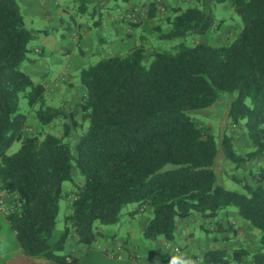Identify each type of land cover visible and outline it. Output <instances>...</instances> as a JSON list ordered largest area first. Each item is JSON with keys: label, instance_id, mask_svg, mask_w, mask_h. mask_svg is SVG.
Wrapping results in <instances>:
<instances>
[{"label": "trees", "instance_id": "obj_1", "mask_svg": "<svg viewBox=\"0 0 264 264\" xmlns=\"http://www.w3.org/2000/svg\"><path fill=\"white\" fill-rule=\"evenodd\" d=\"M91 1L80 0L79 10ZM214 1H229L242 21L230 42L181 41L148 54L136 44L81 68L84 95L70 105V116L79 115L88 126L73 147L65 139L81 122L66 124L60 136L27 130L21 94L30 106L41 103L36 117L42 124L66 114L46 105L43 85L22 68L31 61L34 30L25 25L18 0H0V190L5 193L6 217L28 254L61 259L71 234L90 245L99 234L95 224L117 223L130 203L151 208L144 238L170 241L178 219L192 214L217 219L234 207L257 232L258 248L210 249L202 260L244 264L250 257L251 264H264L262 181L254 185L232 174L244 192L232 191L223 186L215 168L220 152L236 167L264 155V0ZM150 10L153 15V3ZM167 22L169 29L158 38L175 41L189 34L213 35L222 21L217 22L211 10L194 6L175 7ZM225 94L231 96V127L242 126L251 144L245 153L237 149L233 132L224 131L217 142L212 127L190 114ZM15 141L20 147L7 153ZM73 169L83 181L73 191L64 229L51 241L59 202L70 195L63 182L73 181ZM257 174L264 178V168Z\"/></svg>", "mask_w": 264, "mask_h": 264}, {"label": "crops", "instance_id": "obj_2", "mask_svg": "<svg viewBox=\"0 0 264 264\" xmlns=\"http://www.w3.org/2000/svg\"><path fill=\"white\" fill-rule=\"evenodd\" d=\"M18 2L25 24L28 21L34 26L31 29L39 31L43 36L42 45L32 50L38 54V57L28 55L31 61L24 63L22 68L31 75L35 82L43 85L44 99H46L45 93L51 103L54 99L62 98L63 100L57 104L63 108L80 102L84 95V87L79 83L75 74L80 71L88 57L99 52V46L94 43L95 37L100 46L103 45L107 48L103 49V54L106 56L119 54L120 52L115 53V51L129 45L123 35L127 28V20L124 19L125 12L123 11L134 6L136 4L134 0L128 1L121 10V13L123 12L121 17L120 15L107 17L106 22L114 30L113 34L106 35L102 29H96L93 36L89 27L85 23H81L74 12L75 6L80 0H18ZM60 29L63 31L61 39L54 41L53 39ZM60 106L54 107L61 108ZM28 124L29 119L27 126ZM236 147L242 151L239 145ZM259 160L251 165L247 163L240 167L227 163L229 170L237 178L247 180L254 185L258 184L260 180L264 185V178L261 179L256 171L259 168H264L262 165L264 158ZM145 208L149 211V207ZM145 210L139 208L134 212L139 214ZM0 214L3 216L1 218L7 220L10 228L7 231L0 229V264H97L93 261H84L85 252L91 248H95L94 250L97 252L102 250L120 261L138 258L140 257L139 253H142L145 255L142 260L143 264H205L201 255L210 249H224L231 252L240 247H244L248 251H255L258 248L253 245L247 247L248 237L245 235L247 231L255 232V230L242 220L235 209L228 208L222 211L217 219L203 217L199 214L178 219L174 240L157 238L153 241V246L145 245L140 237H117L115 228L110 230L99 228L96 240L90 245L79 243L77 237L71 234L64 249L60 252L61 259H55L28 254L20 244L16 231L11 227L1 206ZM148 219L147 214L145 222L142 221L140 224L141 231ZM198 226L213 231L212 237L200 238V236H196L195 231ZM107 238H111V241ZM68 256L71 257V261L65 260ZM243 263L251 264V259L246 257Z\"/></svg>", "mask_w": 264, "mask_h": 264}, {"label": "rangeland", "instance_id": "obj_3", "mask_svg": "<svg viewBox=\"0 0 264 264\" xmlns=\"http://www.w3.org/2000/svg\"><path fill=\"white\" fill-rule=\"evenodd\" d=\"M134 1L136 2V4L134 6L125 9V11L123 12L132 9L133 7H138L140 10V16L136 22L126 21L127 28L124 30V33L123 32L122 33L124 35V38L128 40L129 45L128 47L115 51V53L127 52L132 44L142 45L143 47L146 48L147 54L148 52L151 51L152 48L155 47L169 48L174 43H178L181 41L189 45H193L196 42L208 43L212 45L226 44L237 36V34L239 33V31L242 29L243 26L240 17L238 16V14L234 12L233 7L229 1L228 2H217L214 0H134ZM93 2H97V0L88 2L83 12L79 10L80 2L75 6L74 12L77 14L78 19L80 20L81 23H85V25L89 27V31L91 32L92 36L95 34L96 29L98 30L102 29L106 35L113 34L114 30L108 25L106 19L109 15H113V16L120 15L121 17L123 14V12L121 13V10L127 5L128 1L102 0L99 1L98 4H95ZM152 3L154 6V11H153V15H149L151 11L150 5ZM194 6L203 8L206 11L211 10L215 16L216 21L217 22L222 21L216 33L210 36L209 35L198 36L194 34H189L186 37L176 39L175 41H166L158 38V33L160 31H167L169 29L167 16H171L173 14V9L175 7H181L184 9L187 7H194ZM25 25L29 29L34 27L28 21L26 22ZM57 29H59V27H57ZM61 34H63V31L60 29L59 33H57V36L53 40L54 41L60 40ZM42 39H43L42 34L39 31L35 30L34 38L29 43V49H30L28 53L29 56L38 57V54L36 52H33L32 50L42 45ZM94 43L97 46H99L98 48L99 52L91 55L90 58L88 57V60L84 62L83 67L87 66L90 63H95L103 57H106V55L103 54V49L104 48L107 49V48L105 46L103 47V45L100 46V44L98 43V39L96 37L94 39ZM79 72L80 71H78V73L75 74L78 81H79ZM46 95L47 94L45 93L46 105L51 104L53 106H60L57 103L59 101H62L63 100L62 98L54 99L53 103H51V101L48 100V96ZM230 101H231V96L225 94L222 98H220L217 102H215L211 106L202 109L192 110L190 111V114L200 124H207L212 127L217 142H219L224 131L228 130L233 132L235 134V141L237 140L236 145H239L240 149L242 150L240 152L245 153L251 148V144L242 126L231 127L230 125V120L227 117V111ZM40 106L41 103L39 102L34 104L33 106H30L28 104L27 98L24 97L23 94H21L19 100L20 111L27 114L29 119L27 130L31 133H35V132H42V134L52 133L60 136L62 135L66 124H70L71 127L74 121L79 123L81 122V117L79 115L74 117L70 116V111L72 109L70 106H66L65 110L62 106H60L61 110L64 111L66 115L58 116L54 118L51 122L42 124L39 122V120L36 117L37 110L40 108ZM81 123L83 124L78 125L76 128H73L70 131L69 136L65 139L66 141H69L71 145H73V147L76 141L78 140V137L81 134H83L87 129L88 122L85 121ZM19 147H20V141H15L8 148L7 153L10 154L17 151ZM263 158L264 157L262 158L260 157L253 162H249L248 164L251 165L252 163L259 162L260 161L259 159L263 160ZM227 162L228 161L225 159L222 152H220L215 161V168L217 170L219 180H222L223 186L226 189L241 193L244 192L242 185L232 179L231 175L233 173L229 170V166H228L229 164ZM262 165H264V162L262 163ZM73 175H74L73 181L63 182V190L65 192L70 193V195L64 196L63 198H61L59 202L57 223L53 231L51 241L55 240L64 229L65 216L69 212V204L74 196L73 191L76 188V185L83 181L82 175L78 174V171L76 169H73ZM145 207L148 206H143L142 209L145 210L146 209ZM231 208L235 209L234 207ZM148 209L149 211L146 209L144 212L141 211V213L137 214V212L134 211L139 210L138 204L130 203L122 210L120 220L117 223L104 226L97 222L95 224L96 229L99 230V228H102V229L110 230L115 228L117 232L116 233L117 237H124V238L126 237L128 238V236L129 237L133 236L131 238L140 237L145 245L147 244L153 246L154 240H148L144 238L142 231L140 230V224L142 221L145 222L147 214L148 217H151V213H152L151 208L149 207ZM1 217L3 216L0 214V229L2 231L9 230L10 228L7 223V220ZM129 233H132V235H129ZM213 233H214L213 231L205 230L204 228L199 226L196 228L195 231V235L200 236V238H205L207 236L212 237ZM245 235H247L248 237L247 247L253 245V247L255 246L256 248L258 246L257 232L249 230L246 232ZM159 238L162 239L163 237H159ZM107 239L111 241V238H107ZM94 249L95 248H91L89 251L85 252V256H84L85 262L93 261L96 262L97 264H143L142 260L143 257H145L144 254L139 253L140 257L138 258H133L129 261H120L106 254L102 250H98L100 252H97Z\"/></svg>", "mask_w": 264, "mask_h": 264}, {"label": "built area", "instance_id": "obj_4", "mask_svg": "<svg viewBox=\"0 0 264 264\" xmlns=\"http://www.w3.org/2000/svg\"><path fill=\"white\" fill-rule=\"evenodd\" d=\"M140 16V10L138 7H133L132 9L124 13V19L131 22H136ZM0 206L2 207L3 212L6 214L8 212V207L5 203V193L0 190ZM66 261H71V257L68 256L65 258Z\"/></svg>", "mask_w": 264, "mask_h": 264}]
</instances>
